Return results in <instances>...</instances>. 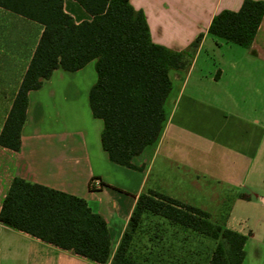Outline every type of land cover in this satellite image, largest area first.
Segmentation results:
<instances>
[{
	"label": "crops",
	"instance_id": "obj_1",
	"mask_svg": "<svg viewBox=\"0 0 264 264\" xmlns=\"http://www.w3.org/2000/svg\"><path fill=\"white\" fill-rule=\"evenodd\" d=\"M129 1L144 13L154 43L181 51L202 35L185 67L168 71L163 128L132 157L134 167L110 161L102 148L103 120L92 115L88 98L94 59L73 72L56 68L29 90L19 148L0 145V209L15 177L82 197L106 221L108 260L97 263L0 221V264H110L148 190L245 235L241 264H264V15L243 47L207 32L216 13L238 10L243 0ZM63 8L75 22L91 19L75 0H63ZM41 31L0 7V131ZM251 207L252 227L240 217L247 209L251 217Z\"/></svg>",
	"mask_w": 264,
	"mask_h": 264
},
{
	"label": "trees",
	"instance_id": "obj_2",
	"mask_svg": "<svg viewBox=\"0 0 264 264\" xmlns=\"http://www.w3.org/2000/svg\"><path fill=\"white\" fill-rule=\"evenodd\" d=\"M75 1L90 20L75 22L63 0H0V7L42 25L0 131V145L19 148L29 90L39 88L56 68L73 72L94 59L97 78L88 98L92 115L103 120L102 148L110 161L132 168V157L155 143L163 128L172 88L168 71L185 67L202 35L176 51L152 41L144 13L129 0ZM263 15L264 0H243L238 10L216 13L207 32L249 47ZM154 216L162 225L160 239L166 227L170 232L179 227L214 240L206 264H241L245 256V235L214 222L201 208L148 190L138 196L110 264H166L151 237L152 244L135 246L146 234L141 232L144 221ZM0 221L97 263L108 260L106 221L82 197L15 177L3 199Z\"/></svg>",
	"mask_w": 264,
	"mask_h": 264
},
{
	"label": "rangeland",
	"instance_id": "obj_3",
	"mask_svg": "<svg viewBox=\"0 0 264 264\" xmlns=\"http://www.w3.org/2000/svg\"><path fill=\"white\" fill-rule=\"evenodd\" d=\"M251 210V217H249L250 209L242 210L243 213L240 215L243 221L249 222V225L256 219V216L253 214V212H256L257 210L252 209V207ZM157 221L159 220H148L146 218L141 230V232L144 231L146 234L143 239H137L138 241L135 243V246L136 244L139 245V243L142 244L143 242H146L149 245L152 244L151 240H153L158 243L156 249L160 252L158 256L159 260L163 262L165 261L166 264H206V257L215 246L214 240L210 238L199 237L196 234H193L188 230H183L179 227L177 229H171V232H175L172 234L170 232V228L166 227L163 223V226L167 228V232L166 234L164 232L162 238L160 239L158 233L160 232L159 228L162 225L160 226L161 222L157 223ZM150 237L151 240H149ZM168 255L172 258L171 260H168Z\"/></svg>",
	"mask_w": 264,
	"mask_h": 264
},
{
	"label": "built area",
	"instance_id": "obj_4",
	"mask_svg": "<svg viewBox=\"0 0 264 264\" xmlns=\"http://www.w3.org/2000/svg\"><path fill=\"white\" fill-rule=\"evenodd\" d=\"M94 182L98 184V181H94Z\"/></svg>",
	"mask_w": 264,
	"mask_h": 264
}]
</instances>
